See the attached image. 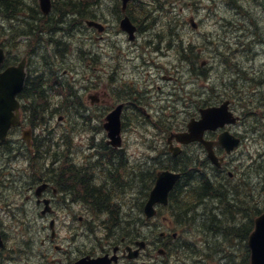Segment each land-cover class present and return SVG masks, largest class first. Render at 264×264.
<instances>
[{"label": "rangeland", "instance_id": "1", "mask_svg": "<svg viewBox=\"0 0 264 264\" xmlns=\"http://www.w3.org/2000/svg\"><path fill=\"white\" fill-rule=\"evenodd\" d=\"M114 1L115 0H100L99 3H97V0H78L79 3L82 2L85 4V12L86 10H89L92 15L96 13L102 18H114L111 11L112 2ZM55 2L57 3V6L60 5L62 7L67 5L60 3L58 0H55ZM143 2H145V5L151 4L157 7V17L155 20H151V22L146 20L147 17H143L142 24L145 27L149 26L150 28H158L153 31L154 35L159 31H167V33L170 35L171 31H173L174 43L182 40L183 45H192L193 49H189V52H192L195 56L200 57L198 62L199 64L203 62L205 68L209 69L207 77H210L211 79L199 76L200 71L198 69H194L192 72H190L186 67L182 68L183 65L181 60L183 61L185 58H181L180 60V56L177 58L174 53L169 58L166 56L163 57L161 59V63L158 65L160 69L155 70L154 72L150 71L153 74L150 77L146 78V69H140L139 71L136 70L134 73H130L128 71L129 68H126L127 60H129L132 55H140L141 52L137 50L134 51L135 54L127 52V49L131 48V43L129 44L128 42L130 41H128V38H125L120 32L117 31V26L114 24H106L108 30L103 35H100L99 33L92 34V31L84 29L81 31V33L79 32V35L75 36V40L69 38L70 41H68V45L72 46L75 42L77 47L79 46L80 41L86 42L89 44L90 49L92 50L93 48V52L97 53L100 57L99 61L92 65V68H81L78 79L80 80V74L82 71H84V77L87 79L88 85L93 84L96 81L95 83L99 84L101 87V84H108L110 78H112V76H116L118 83H123L122 88L126 86L123 89L133 91L137 97L144 96V92L140 90L141 86L144 90V85H146L148 89L151 88L152 90H154V88H158V85H167L168 89L166 91L169 93L174 90V87H176L175 83L181 84V86L179 85L181 88V94L183 92H188V94L183 93V95L180 96L179 102L183 108L190 106L191 103L196 106L197 102L200 101V97H202L201 95L203 94L204 96L206 92L208 93L206 96L208 99L211 98L212 101H218V96L220 94H217L216 90H218L219 87L221 90H223V92L224 88L227 90L230 89L228 91L229 97L234 96L238 99L242 97L241 94H247L244 96V98L249 97L251 99V95L255 94L254 90H256L258 93L257 101L248 100V102L249 108H253V106H255V111L258 113V117L260 119L264 113L261 112V109H258L261 106L260 104L263 103L264 98V91L262 93V85H258L259 83H263L264 85V0H144ZM152 2H156V4H153ZM20 10L22 11V9ZM163 10H165V12H163ZM243 10H245V12ZM3 11L4 10H0V12ZM21 14H23V11ZM0 15V26L3 23L8 25V21L10 20L7 19V16L3 13H0ZM97 15H95L96 18H98ZM169 15L172 19L168 17ZM241 15L242 18H238ZM85 17L86 15L84 18ZM190 19H194L196 23L195 30L189 23ZM173 27H175V29ZM154 35H144L143 37L139 35L137 39L141 45L143 41L147 44H150V41ZM252 40H254V45L251 43ZM113 42L119 46H113ZM163 44L167 45L165 42ZM26 45L27 43H25V46ZM156 45H159L158 42L153 46ZM99 46L102 47L101 50L102 52L104 51L103 53H99ZM177 47L179 48L180 53H183V50L179 47L178 42L175 48ZM9 48L14 49V54H16V56H21L18 48L15 46ZM25 48L26 49H22V52L30 51V47ZM113 48H115L116 51ZM143 48L146 51L148 49L147 47ZM67 50H69L68 46ZM51 51H53V47H51ZM109 52H113L111 58L118 60L116 63L112 61L111 63L113 65H111L110 62L109 64L107 63ZM114 52H117V54ZM120 53H122L124 57L120 55ZM61 56L60 59L62 60L63 58ZM73 57L78 58V54L73 55L72 58ZM83 58L88 59L89 56H83L82 59ZM111 58L109 57V59ZM146 59L151 58L150 56H146ZM228 59H230L229 62L233 63V65L226 62ZM80 60L81 59H77L75 64L78 66H84L83 60ZM234 60H237L239 64L233 62ZM87 64L88 66L91 65V63ZM157 64L158 63L155 65ZM115 65H117L116 71L110 68V66L112 67ZM219 68H222V70H219ZM178 71H180V73ZM155 77L163 78L165 81L170 82H157L158 80H152L150 82L148 81V79ZM179 77L180 82H178ZM235 78H237L238 81H236L234 84ZM123 89H120V92H125ZM106 90L109 92L110 97H107L105 102L100 105V119L97 118V120L93 116L94 120L92 121H90L89 118H79L78 120H73L75 121L73 124L76 122L89 124L92 123L93 130L88 129L86 130L88 132H84L80 136H77V134L72 135L70 129H68L69 132L64 130L63 126L67 124L66 119L60 123L59 117L57 120V116L51 122H48L47 124L45 123L41 128L47 130L55 125L56 127H59L57 132H60L59 130L63 129L62 131L64 132V135L66 134L65 137L72 139L73 143L76 144L75 150L80 152V160H86L88 156H91V136H97L99 138L105 136L106 133L103 129L105 115L109 111L110 107L115 105L116 101L123 100L118 94H115V97L113 95L114 93H111L108 88ZM52 96L55 97L54 95ZM156 99V96H145V98L141 100V105L147 109L146 115L148 120H145V117L143 116L141 118L142 120L140 121L133 119L126 121L124 148L126 149L127 145L130 144L126 152H129V158L134 163L140 165L145 164V158L150 156L152 157L155 155L154 152L161 150V145H165L167 148L168 145L166 141L168 139L169 132H177V127H181V123L183 122L181 118L177 120L173 118L171 119V123H169V120H163L166 119L165 116L174 114H172V110L171 113L170 111H163V106L160 107L155 105ZM165 104L166 103L163 105ZM238 109H240V112H243L241 111L243 110L241 107ZM156 112H158L160 115H156ZM197 113L198 111L194 112L195 117L198 116ZM155 116L162 119H158L159 121H156L154 118ZM143 120H145V122H143ZM60 125L63 126L61 127ZM144 126L145 129L150 132L148 137L153 139L154 142L143 139ZM169 127L171 131H162ZM16 137H18L17 134L12 135V138L16 139ZM256 140L258 143H254L250 138H245V141L247 142L244 144L242 149L238 150L240 154L242 153L239 157L240 163L236 161L229 165L227 172L223 177L228 178V183L225 185V180L222 181L221 179V184L218 187L220 189L217 190V197L221 195L225 200L222 202V205L225 208L230 209L231 205L237 204L239 208L242 206L246 209L244 215H238V217L241 218L239 220L240 222L245 220L249 228L252 226L251 220H254L255 217L258 216H255V212L261 211L262 213V211H264V146L263 143L261 144L260 142V137ZM152 146H155V149L157 147L159 150L152 149ZM258 149L261 152V155H257V159L259 160L258 165H260V168L251 166V163L256 162V158H253L252 160L251 155L248 153L250 151L251 154L254 155L256 152H258ZM159 153L161 155V152ZM239 153L235 154V157L239 156ZM2 154L3 153L0 152V157ZM6 155L9 154L6 153ZM194 162L196 161L193 160L192 162H189L188 167L192 168ZM176 163H179V161H176ZM238 163L241 165H238ZM149 164L152 165L153 162L150 161ZM28 165L30 164L26 165L24 162H18L16 164L14 163V166L17 168L16 172L19 170L21 174H25ZM172 165H174V163ZM0 166L6 169L5 172L4 169L3 171L0 169V220L2 222L1 228H4V233L6 235L5 248L0 251V264H63L64 261L60 260L62 255L61 253H58L59 251H62L65 256L69 257V259H75L76 255L81 254L83 251V249L80 247L82 245L81 235L82 240L88 239L89 241H94L96 239V236L92 233L86 236L85 233H82V230H85H81V228H74V230H70L68 228H57L56 242L50 243L46 241V239L50 240L48 239L50 231L48 229L45 231L43 228L34 227L33 220L35 216L31 211L32 207L29 209L27 206V203L32 206V202H27L26 198L22 195V192L27 187V179L23 180V184L20 182L18 183L19 185L17 184L19 190L5 189L11 187L5 185L4 173L8 174L9 178H11L12 174H14V169L5 166L4 163L0 164ZM89 166H93L92 163ZM236 167H238V169H236ZM109 168L110 167L108 165H105V167L96 166L95 172L97 176L102 178L98 184L104 187L106 195L110 194L113 204L118 203L120 206L125 205L124 209L130 211L131 215L138 218L139 210L137 205L139 204V196H136L135 193L146 189L148 185L147 180H136V182L133 184L135 188L131 190V187L133 186H128V181L126 182V180H129L128 177H130V175L133 176L136 174L129 173L128 169L127 173L130 175H128V177H124L123 179L121 178L118 181L120 184L116 185L113 178H110V174L108 173ZM229 173L231 174L229 175ZM234 184H236V189L238 192V201H234L235 196L232 191L228 193V196L222 195L224 193L223 190H227L230 185L233 186ZM214 186H216L215 183ZM1 187H3V189H1ZM187 188L188 194L184 198L185 201L183 203V207H185L186 211L189 207V204L193 201H196V199L193 198L194 195L190 191L189 187ZM5 192H10L8 198L7 193ZM25 192L27 193L28 191L25 190ZM228 197L229 199H227ZM191 204L194 205V203ZM176 210L177 208H171L163 209L162 212L160 211L159 221H162L165 231L169 235L173 234L174 232H178L176 228H182L177 221L176 215L178 212ZM204 215H206L205 219H201L197 223L190 220V224L187 226V228H198L199 225L205 223V221H207L210 216V210H207ZM63 217L64 214L62 217L60 214L58 216V220H61ZM80 217H82L85 221L87 219H91V221L93 220L91 213L85 210L83 211V215L77 218ZM211 223L214 224V221L212 220ZM215 225L216 228L214 229L218 231L219 235H223L224 228L228 227V224L226 223H223V225L217 223ZM132 228H135V224L133 223ZM101 233L104 232L101 230L96 232L98 236H100ZM144 234L146 235V232ZM207 234L211 235L215 234V232L213 229H210L209 232L207 231ZM186 235L187 236H185V239L182 241L185 242L184 245H187L188 248H174V246L171 245L172 251L170 252L168 248H166L165 257H160L158 251H156L154 253V260L151 262V264H160L162 261H166L168 264H193L192 262L194 259H192V256L195 255L191 253L190 249L192 247H190V245L194 246L195 243H197L202 249V243L200 242H204L205 238H203V236H200L199 238V236L197 234L194 235V232L192 231L186 233ZM225 237H227V234ZM57 246L59 247L57 248ZM66 246V250H59L60 247L63 248ZM158 248H161V246ZM234 249L235 247L228 248V246H226L224 251L226 254L228 253L227 255L230 254L231 257H234ZM168 253L169 255L167 256ZM213 264H226V261L223 259Z\"/></svg>", "mask_w": 264, "mask_h": 264}, {"label": "flooded vegetation", "instance_id": "2", "mask_svg": "<svg viewBox=\"0 0 264 264\" xmlns=\"http://www.w3.org/2000/svg\"><path fill=\"white\" fill-rule=\"evenodd\" d=\"M58 1L63 4L74 3L73 0ZM138 4L139 3L137 1L133 2L124 11L122 9L121 3L114 1L112 2L111 6V11L114 18L104 17L97 18V20L105 24V31L108 30L106 24H114L115 26H117V31L120 32L121 35L125 38H128V41H130L128 42L129 44L131 43V48H128L127 52L132 54H135V50L141 52L140 55H132L130 59L127 60L126 68H129L128 71L130 73H134L136 70L139 71L140 69H146L145 72H147V78L153 75L150 71L154 72L155 70L160 69L158 65L159 63H161V59L166 54L160 48H153L151 51H146L138 42V39L135 38V40L132 42L129 39L128 35L121 31V20L124 17L128 16L133 21V24L136 27V37L139 35H141L142 37L144 35H154V32L150 31L152 28H150L149 26L145 27L142 24L143 17L139 15L143 13V9H138ZM29 6L34 10V5L32 3H30ZM85 8L86 7L84 3L80 2L78 4V9L81 12L86 13L84 11ZM84 16L85 15L82 14L78 18H75L74 24L72 26L69 27L67 25L60 28H51L52 26L42 27L31 19L22 20V22L24 23V27L22 28V26L17 24L16 17H7V19L10 20H7L8 25H5L3 23L0 26V36L5 39L4 43L1 44V48L5 51L6 56L5 61L2 65L3 70L7 71L9 68L19 65V63L21 62L22 56H16V54H14V49L9 48L14 47L12 42L17 39L18 31H24L25 33L29 34L31 37V43L33 45L42 43L45 38H48L52 42H60L70 33H73L71 34L73 36L79 35V32L81 33L78 25L82 21H84ZM92 31H95V33L93 34H97L96 29H92ZM156 36L157 34H155L153 37ZM150 44L154 45L155 43L153 40H151ZM150 44H147L145 42V45L151 46ZM112 45L119 46L115 42H113ZM67 46L68 45L66 43H59L53 46L52 53L57 55L56 59L57 61H60V63H63V61L66 60H70L72 63L69 65L46 64V61H42L41 57L37 59V57L35 56L40 52L39 49H36L34 46L33 50H30L31 55H33L32 59H30L31 64L34 63L33 72L31 69L25 66L26 78L24 84L26 87L25 90L17 97L19 101V113L21 117L20 125L18 127L12 128L10 131V134L15 133L18 137L13 140V138L10 139L9 134L6 138V141H8V143L6 144L5 148H8L11 151L10 155L6 156L4 150H0V152L3 153L0 157V164L4 163L5 166L14 169V174H12L11 178H9L8 174L4 173L5 185L11 187L5 189L18 190V183L20 182L23 184V180L27 179V187L25 190L28 192L25 195L26 199L29 200V202H32V206L29 207L30 209L32 207L31 211L36 217V220H33L34 227L36 228H43L45 231L46 229H49L51 231L53 228H89L90 230L86 229L87 232H90L91 230H101L104 232L101 233L100 236H96V239L94 241L81 240L82 245L80 247L83 249V251L81 254H77L75 259H69V257L65 256V254H63V252L61 251L62 258L60 260L64 261L63 264H75L79 260H83L84 258H98L103 256H109V258L114 257V259L115 257H117V261H113L111 264H151V262L154 260V253L156 251H158L160 257L166 256V248L172 251L171 245L175 246V242L179 237H181V233L178 231L169 235L165 231L164 224H162V221H159L160 214L158 215V210L162 208L161 206L157 207V215L155 216L154 220L152 219V221H150L149 223L147 222V219L142 218L140 224L135 223V228H132L131 224L120 227V223H115L111 218V207L114 205L113 200L111 199L110 194L106 195L104 187L98 184L102 178L100 176H97L95 172L96 166L105 167V165H108L109 167L111 166L108 172L110 174V178L119 176L123 179L124 177H128V175H130L129 173L136 174L133 176L130 175V177H128L129 180H126V182L128 181V186H133L131 187V190H133L135 188L133 184L134 182H136V180L140 181L145 179L147 175L145 167L134 163L129 157L126 156L122 157L116 163H114V153H116L118 150H115L116 148L106 144V134L105 138H102L101 140L102 149H99L100 146L98 145L97 139L95 137L91 138L92 147L90 150V160L78 159L70 161L69 159H65V161H63L60 158L64 157L65 153H69L71 151V148L67 145H64V154L53 155L48 147L57 149L59 147L58 143L55 141L47 140L43 135H37V131L44 130V128L41 127H43L45 123L47 124L48 122H51L54 118H56V116L57 120L59 117L60 123L65 119L66 121L78 120L79 118H89L90 121L94 120V118L100 119V105L105 102L107 97H110L109 92L106 90L107 88L111 91V93H114V96L115 94H118L123 100L116 101L115 105L110 107L106 115H109L112 110H114L118 105L122 104L123 112L121 113V118L124 121H129L132 119L140 120L144 115L147 114V109L141 105V99L143 100L145 96H156L157 99L155 105L160 107L163 106V111H170L171 113L172 110V114L174 115H164L166 117L165 120H171L173 118L177 120L181 118L183 121L201 119L200 112L202 109L217 106L223 100L219 99L218 103L214 102L210 105H202L201 103H199L194 106L191 103L190 106L183 108L178 100L179 91L177 88V83H175L176 87H174V90L169 93L166 91L168 89L167 85H158V88H154V90H152L151 88L148 89L146 85H144L145 88L143 90V87L141 86L140 90L144 92L143 97H137L133 91L123 89L126 86L122 88L123 83H118V79H116V76H112L108 84H101V87L99 84L95 83L96 81L93 84L88 85L87 79L84 77V71H82V73L80 74V80L78 79L79 72L81 71V68L83 69V67L92 68V65L78 66L75 64L76 60H82V57L86 53L91 52L90 63L94 64L99 61V55L97 53H94V49L92 48L91 50L89 44L83 41H80L79 46L77 47L76 43L74 42L73 45L70 46L69 50H67ZM99 48V53H103L104 51L102 52L101 50L102 47L99 46ZM113 49L115 50V48ZM41 51L47 52V48H42ZM166 51L174 52L175 50ZM114 53L117 54V52ZM77 54L78 58H72L73 55ZM112 55L113 52H109L107 60L108 64L112 61H114L115 63L118 62L117 59L111 58ZM120 55L123 56L122 53H120ZM60 56L63 58L62 60L60 59ZM146 56H150L151 59H146ZM109 57L111 59H109ZM227 61L229 62L230 59H228ZM233 62L239 64L237 60H234ZM156 63L158 64L155 65ZM111 65L113 64L111 63ZM39 67H43L46 72L45 75H48V73L56 74L59 71L63 73L55 75V78L57 79L53 81V84L56 85L55 87L53 86V84H49L48 81L43 80L42 78L35 80V77L32 73L37 74ZM110 68L116 71L117 65L112 67L110 66ZM63 78H68L69 80H63ZM152 80H158L157 82H160L163 81V78L155 77L148 79L149 82ZM42 87H45L46 90H43ZM120 89H123L125 92H120ZM51 95H54L55 97ZM66 97H69L68 100L66 99ZM230 97H228L231 101L230 109L235 112V110H237V97ZM164 103L166 104L163 105ZM195 111H198L197 117H195ZM156 113V115H160L158 112ZM154 118L162 119L156 116ZM244 119L245 118L241 116L240 121L236 125L229 126V130L234 135L241 138V145L246 137V135H244L245 132L242 131ZM81 124L85 126L86 123L81 122ZM89 125L92 126V124ZM55 127L56 126L53 125L52 129H55ZM187 130L188 129L186 124L183 125V127H180L177 131L185 132ZM70 131L74 133L72 127ZM219 133L220 131L207 132L206 137L209 139V141H216ZM24 135L26 139L24 138ZM14 143L17 149H15ZM181 147L186 148V151H198L199 153L206 152L204 146L197 142L189 145H182ZM215 149L221 156L220 158L224 159L222 166H226V160L230 156H227L225 150L219 146H215ZM99 150H102V152L99 153ZM105 152L108 153V157L105 155ZM109 159H112L113 163ZM172 159L173 157L171 158V160ZM13 162L15 164L18 162H24L26 165H32H28L25 174H21L19 170L16 172L17 168L14 166ZM91 163L93 166H89ZM205 165L207 167H211L208 161ZM0 169L2 171L4 169V172L6 171V169L2 168L1 166ZM128 169L129 173H127ZM169 169L174 170L172 168ZM155 170L156 166L153 163L152 165H150V171L154 172ZM220 184V180H217L216 185L219 186ZM175 187L178 191V198H180L181 200L184 199L188 194V188L179 182L175 184ZM1 189H3V187H1ZM41 190L42 193H38ZM192 191L194 195L193 198L196 199V201L194 202L193 206H189L187 208V211L185 207H183L184 200H176L175 205L177 207L176 211L178 212V214L176 215L177 220L181 225H183L184 228H187V226L190 224V220L197 223L199 220L205 219L206 215H204V213H206L207 210H210V216L208 220L205 221V223H203L202 225H199L198 228L206 229V233L203 234L206 237L209 235L207 234V231L209 232L210 229H213L215 234L209 235L211 236L212 241H223L225 243L226 234L219 235L217 234L218 231L214 229L216 228L215 224L218 222L217 214H219L220 216L223 213L222 204L218 200H205L204 198L214 195L203 193V191L198 190L197 187L192 188ZM5 193H7L8 198L10 192ZM135 195L139 196V204L137 206L142 204L147 199V194L142 193L141 191L136 192ZM90 198L94 199L92 200L94 202H91ZM194 206H196V208H194ZM84 210L91 213L93 220L91 221V219H87L85 221L82 217H80L78 222H82V224L77 225L74 218L82 216ZM60 214L61 217L64 214L65 218L63 217L61 220H58V216ZM120 216H122L123 221H126L128 212H123L122 209ZM185 217L187 218V222ZM38 218H40V220ZM131 220L132 222H134L132 217ZM212 220L214 221V224L211 223ZM222 221L224 220H221V223H223ZM221 223L220 225H223ZM112 229L116 232H113ZM145 232L146 235L144 234ZM197 235L199 236V238L200 236L202 237V234L200 232ZM54 237L52 236V234L48 235V239H50V242H52L51 239H53ZM159 246H161V248H158ZM66 249L67 247H65V249L63 250ZM137 250H139L138 253L136 252ZM168 255L169 253L167 254V256ZM226 257L227 254L223 250L218 255L219 260ZM193 259V264H213L200 259ZM86 263L92 264L90 261H87ZM160 264L168 263L166 261H162L160 262Z\"/></svg>", "mask_w": 264, "mask_h": 264}, {"label": "water", "instance_id": "3", "mask_svg": "<svg viewBox=\"0 0 264 264\" xmlns=\"http://www.w3.org/2000/svg\"><path fill=\"white\" fill-rule=\"evenodd\" d=\"M43 9L48 12L50 8V0H41ZM131 0H124L125 6ZM123 27L129 29V32H134L129 19L123 22ZM4 61V53L0 49V66ZM23 86L22 69L21 73H15L12 70L6 71L2 76L0 75V137L5 136L6 131L15 123V119L10 116L11 110L17 108L18 102L16 95L21 91ZM227 106L224 105L219 110L205 111V119L200 123L190 125L191 134H184L178 136V141L182 143L192 142L194 140L203 141L204 131L208 129H216L219 126H224L228 122H235L227 113ZM119 113L116 112L108 118L107 128L113 134H120L119 131ZM114 137V136H113ZM210 151V158L213 159V152L211 145L204 142ZM238 141L234 140L231 148L237 145ZM113 145L120 144L119 138L112 142ZM229 148V149H231ZM214 160V159H213ZM180 174H174L169 171L160 174L157 185L151 193V198L146 207L147 214L150 216L154 213V204L157 202L167 203L169 192L173 189L174 185L180 179ZM3 242L0 236V247ZM249 246L251 249V264H264V213L255 220V229L250 235ZM100 264H106L104 261Z\"/></svg>", "mask_w": 264, "mask_h": 264}, {"label": "trees", "instance_id": "4", "mask_svg": "<svg viewBox=\"0 0 264 264\" xmlns=\"http://www.w3.org/2000/svg\"><path fill=\"white\" fill-rule=\"evenodd\" d=\"M89 1H92V0H89ZM27 2H29V0H0V8H1L0 10H4L3 12L8 17H12V16L15 17V16H18L22 11H24V9L27 8V6H28ZM20 9H22V11ZM69 9H71V8H67L66 6H62L59 9V12L61 14H63V16L60 17V22L56 23V24H51V23H48L46 20H43L41 22L42 27L52 26L51 28H53V27H59L60 28V27H65L64 25H67V23H68L69 27L72 26L74 24V20L67 21V23L64 20L66 15L71 14V13H69ZM28 11L30 12V15H32L31 17H33V18L38 17L35 12H33L31 14V12H32L31 8ZM12 12H13V14H12ZM64 15H65V17H64ZM15 47H16V45H15ZM198 175H199V177H198L197 181L199 182V178H202L201 181L203 183L205 180L204 174H202V172H199V171H197L194 174L190 173L188 175V178L186 179L185 183L191 182V185L194 184L193 181H195V179H192V178H193V176L196 178ZM207 182H209V181L206 180L205 183H207ZM198 190H202V189H198ZM190 191H191V187H190ZM205 191L208 192L207 194L213 195V190H205ZM263 191H264V189H263ZM233 193L235 194V200L234 201H238L237 200L238 192H237L236 188H235V190H233ZM204 199L205 200L212 199L214 201L218 200L220 203L225 201L224 198H216L214 196H209V197H206ZM227 199H229V197ZM194 202L195 201H193L191 203H194ZM189 206L191 207L192 205L189 204ZM245 211H246V209L242 206H240V208H239V206H237V204L231 205V208L227 209V213H225V215L223 216V219H221V220H224L223 223L228 224L227 230L224 231V234H227L226 239L228 241V248L235 247L234 250H235V253H237V254H235L234 257H231V255L229 254L226 264H249V248L247 245V239H248L249 234L252 231L251 230L252 228L245 227L246 221L242 220V222H240L239 220L241 218L238 217V215L243 216ZM255 214H256L255 216L260 215L261 211L260 212L257 211V212H255ZM221 220L218 221L219 224L221 223ZM251 221H252V225H253L254 220H251ZM223 223H221V224H223ZM233 242H237V243H233ZM215 243L216 242L212 241L210 236L206 239V258H208L211 261H213L215 256L221 252V249H214V247H212V245Z\"/></svg>", "mask_w": 264, "mask_h": 264}, {"label": "bare ground", "instance_id": "5", "mask_svg": "<svg viewBox=\"0 0 264 264\" xmlns=\"http://www.w3.org/2000/svg\"><path fill=\"white\" fill-rule=\"evenodd\" d=\"M4 6V5H3ZM6 6V5H5ZM244 12H245V10H243ZM247 12V11H246ZM1 13H3V14H5L4 12H1ZM248 14H249V12H248ZM7 16V15H6ZM8 17V16H7ZM238 18H242V15L240 16V17H238ZM24 24V23H23ZM39 27V26H38ZM251 29V28H250ZM247 30H248V28H247ZM255 30V29H254ZM150 31H153L152 29L150 30ZM40 32V31H39ZM43 34V33H42ZM37 35V34H36ZM232 35V34H231ZM238 35H239V33H238ZM34 36V35H33ZM39 36H40V34H39ZM39 38V37H38ZM38 40V39H37ZM36 40V41H37ZM256 42V41H255ZM218 43V42H217ZM251 43L254 45V40H252L251 41ZM36 44H37V42H36ZM251 45V44H250ZM0 49L3 51V53H4V61H5V58H6V56H5V51L1 48V45H0ZM58 53V52H57ZM56 53V54H57ZM173 54V53H172ZM57 56V55H56ZM69 56V55H68ZM247 56V55H246ZM66 58V57H65ZM4 61H3V63H4ZM77 61V60H76ZM81 61V60H80ZM3 63H2V65H3ZM115 64V63H114ZM58 67V66H57ZM21 69H22V77H23V83H25V78H26V71H25V65L23 64V63H19V65H17V66H14V67H11V68H9L8 70H12V71H14L15 73H21ZM7 70V71H8ZM217 70V69H216ZM219 70H222V68L220 69L219 68ZM31 71V70H30ZM222 73V72H221ZM33 74V73H32ZM222 75V74H221ZM34 79V78H33ZM36 80V79H35ZM109 82V81H108ZM243 83V82H242ZM211 88H214V87H211ZM163 94V93H162ZM52 96V95H51ZM164 98V97H163ZM129 99V98H128ZM142 100V99H141ZM163 100V99H162ZM10 113V116L12 117V119H15V123L13 124V125H11V127L6 131V133H5V136H8L11 132V129L12 128H15V127H18L19 125H20V113H19V102H18V105H17V108L16 109H14V110H11V112H9ZM101 126V125H100ZM100 128V127H99ZM15 133H12V134H10V139L12 138L11 136L12 135H14ZM10 139H9V141H10ZM15 138H13V140H14ZM15 146V145H14ZM4 150V153H5V155H6V153H8L9 155L11 154V151L8 149V148H4L3 149ZM32 152V151H31ZM7 156V155H6ZM47 157V156H46ZM49 159V158H48ZM54 160V159H53ZM127 160V159H126ZM35 162V161H34ZM262 162V161H261ZM81 163V162H80ZM120 164V163H119ZM111 167V166H110ZM63 170V169H62ZM58 171H59V169H58ZM113 171V170H112ZM168 171L169 172H171V173H174V174H177V172L176 171H174V170H171V169H168ZM60 176V175H59ZM60 180V179H59ZM56 182V181H55ZM58 182V181H57ZM220 182H221V180H220ZM215 184H217V180L214 182ZM61 184H62V182H61ZM64 186V185H63ZM216 186H218V185H216ZM101 187V186H100ZM65 188V187H64ZM76 190V189H75ZM74 190V191H75ZM83 190V189H82ZM188 190V189H187ZM65 191H68V190H65ZM64 192V191H63ZM69 193V192H68ZM72 193H73V191H72ZM61 194H62V192H61ZM71 195V194H70ZM72 196V195H71ZM223 196H226V195H223ZM184 197V196H183ZM79 199V198H78ZM91 199V198H90ZM92 200H94V199H91V202H94V201H92ZM81 201V200H80ZM182 201V200H181ZM84 202V201H83ZM88 203V202H87ZM96 204V203H95ZM112 204V203H111ZM205 205V204H204ZM97 206V205H96ZM92 207V206H91ZM95 207V206H94ZM188 213V212H187ZM178 214V213H177ZM106 217V216H105ZM186 218V217H185ZM110 219V218H109ZM111 223H113V222H111ZM147 263V262H146Z\"/></svg>", "mask_w": 264, "mask_h": 264}]
</instances>
